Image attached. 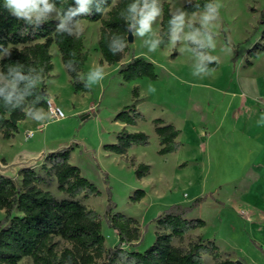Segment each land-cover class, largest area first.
Returning a JSON list of instances; mask_svg holds the SVG:
<instances>
[{"label": "rangeland", "instance_id": "1", "mask_svg": "<svg viewBox=\"0 0 264 264\" xmlns=\"http://www.w3.org/2000/svg\"><path fill=\"white\" fill-rule=\"evenodd\" d=\"M117 2L113 0L114 4ZM165 2L170 3L172 12L181 7L185 9L187 4L186 0H162V4ZM221 3L223 7L214 28L217 48L211 52L219 59L214 76L194 77L190 54L180 55L171 45L147 53L142 40L133 37L121 62L103 65L109 75L102 86L94 85L89 92H77L54 44L51 47L53 77L46 78L43 85L48 86L52 102L66 117L42 123L27 117L19 125L13 147L0 133V158L12 159L20 149L37 148L46 142H58L60 149L74 148L71 162L101 192L98 196L83 198V202L101 215L107 248L119 242L118 234L108 226L105 216L109 187L114 210L134 217L143 236L138 245H122L128 250L144 251L153 244L156 233L161 230L157 218L171 204H190L197 197L208 196L192 213L207 225L190 231L183 240L175 239L174 244L188 249L199 240L212 241L222 259L264 264V249L252 238L254 232L262 236L264 231L251 227L247 200L250 181L257 177L251 172L252 153L257 147V138L264 137V124H257L264 115V0H221ZM191 18L195 20L198 16ZM161 21L162 16L154 29L161 31ZM81 26L87 53L82 73L86 74L102 58L99 49L102 21L81 19ZM258 43L261 46L253 50ZM226 47L232 52L221 51ZM251 51L258 55L250 54ZM141 52L155 64L159 78L124 80L120 65ZM149 85L156 89L154 93H148ZM136 86L139 88L137 99L133 96ZM129 105H135L146 119L131 126L116 121V114ZM155 118L173 123L181 130L178 137L181 146L177 151L159 154ZM124 128L130 132L144 131L150 135V143L135 146L123 156L106 150L104 145L115 143ZM27 130H33V136L27 138ZM140 163L152 167L150 174L143 178L135 174ZM15 180L20 183L19 178ZM137 189H144L146 196L133 202L130 197ZM51 190L63 196L56 185ZM4 216L5 211L1 210L0 220ZM55 241L59 249L70 246L59 237ZM203 257L204 264H217L212 254H203ZM19 264L34 262L26 257Z\"/></svg>", "mask_w": 264, "mask_h": 264}, {"label": "trees", "instance_id": "2", "mask_svg": "<svg viewBox=\"0 0 264 264\" xmlns=\"http://www.w3.org/2000/svg\"><path fill=\"white\" fill-rule=\"evenodd\" d=\"M130 2L131 0H118L114 4L113 0H103L101 6L107 8L105 13L97 12L94 7L91 15L78 17L92 22L102 21L99 39L101 65L121 62L129 50L125 49L124 54L113 55L108 48L107 35L109 32L116 33L128 40L129 32L119 13ZM206 2L207 0H194L185 5V10L196 13L203 10ZM56 3L58 7L61 6V0H56ZM195 4H199L200 8L194 7ZM3 5L4 0H0V46L6 48L11 44L13 47L9 57L0 59V71L6 72L10 64L21 63L26 68L36 64L45 68V76L48 78L54 70L51 47L55 44L61 53L63 64L73 59L70 53L75 51L77 69L82 72L87 61L84 34L79 38L59 36L56 34L58 21L54 19L33 29L12 16ZM162 5L161 32H166L172 11L170 3ZM75 6V0H65L63 3L65 9ZM258 46H261L260 43L253 50ZM252 55H258V52ZM136 57L134 55L129 62L120 65L119 72L124 80H157L159 75L155 64L146 58ZM217 66L218 63L210 65L214 68ZM67 73L75 91L91 90L86 89L83 83L75 82L76 73L68 70ZM40 89L46 91L43 84ZM133 96L135 99L139 98L137 86L133 89ZM41 106L48 108L45 102ZM26 118L19 109L6 111L0 102V133L5 139L14 137L19 131V123ZM115 119L126 125H137L138 121L145 120L146 117L135 105H129L118 112ZM153 124L159 139V154L177 151L181 146L178 140L181 130L162 118H155ZM149 143L150 135L144 131L130 132L124 128L118 133L117 141L105 144L104 148L123 156L133 147ZM73 149L71 146L48 153L40 164V170L35 167L22 168L20 183L0 172V211H5V216L0 220V264H19L26 257L31 258L34 264H204L203 254H212L217 264H236V261L229 258L222 259L217 245L212 241L199 240L188 249L174 244L175 239L183 240L190 231L207 225L204 219L193 217L192 213L208 196L197 197L190 204H171L157 218L161 230L156 233L153 244L144 251L128 250L122 245H138L143 236L134 217L114 210L115 204L109 187V204L105 216L108 226L118 234L119 242L114 247L107 248L101 215L83 202V198L98 196L101 192L82 174L80 167L71 162ZM151 168L150 164L140 163L136 166L135 174L138 178H143L150 174ZM54 185L63 196L60 197L51 190ZM145 196L144 189H137L130 198L133 202H139ZM57 237L70 246L59 249L55 241ZM136 240L138 242L134 243Z\"/></svg>", "mask_w": 264, "mask_h": 264}, {"label": "clouds", "instance_id": "3", "mask_svg": "<svg viewBox=\"0 0 264 264\" xmlns=\"http://www.w3.org/2000/svg\"><path fill=\"white\" fill-rule=\"evenodd\" d=\"M61 0L58 7L56 0H4V7L8 12L24 21L33 29L39 28L49 20H57L56 34L79 38L83 34L81 19L78 17L91 15L93 8L97 12L105 13L107 8L102 7L103 0H75V7L65 9ZM191 4L192 0H186ZM194 7L200 8L199 4ZM223 7L221 0H207L203 10L190 14L183 8H177L170 13L166 32L154 29L159 17L163 14L162 0H131L119 13L125 21L127 31L136 39L142 40V47L147 53H154L161 46L171 45L180 55H191L192 75L203 79L214 76L216 69L210 65L217 64V56L211 55L217 48L216 21L220 9ZM198 16V19H192ZM109 51L115 54H124L129 48V42L123 35L109 32L107 35ZM12 45L4 48L0 46V59L11 55ZM221 51L231 53V48H222ZM73 59L65 62L64 67L69 72L76 73V81L83 83L90 90L94 85H101L109 75L103 65L97 64L86 74L78 71L74 59L75 51L70 53ZM147 58L141 52L136 58ZM163 67V66H161ZM46 82L45 68L36 64L25 67L24 64H10L7 71H0V102L8 112L19 109L24 115L37 123L51 122L56 111L51 106V97L40 85ZM156 89L149 85L148 93ZM42 102L48 103L47 110L41 106ZM257 124H264V115H261Z\"/></svg>", "mask_w": 264, "mask_h": 264}, {"label": "crops", "instance_id": "4", "mask_svg": "<svg viewBox=\"0 0 264 264\" xmlns=\"http://www.w3.org/2000/svg\"><path fill=\"white\" fill-rule=\"evenodd\" d=\"M50 76L53 77L52 72ZM46 91H48V86H46ZM27 119L28 118L21 121L19 125L23 122H26ZM127 126H131V125H127ZM28 131H33V130H27L26 136ZM16 138L17 137L15 134L14 137L8 139L9 141L12 142L10 143L11 147H13L16 144L17 142ZM256 142H257V147L252 153L251 172L253 171L257 177L255 178V180L251 179L250 181L247 200H248V207L250 214V224H252L251 227L254 229H261L264 231V137H258ZM59 146L60 145H58V142L55 143L46 142L43 145L38 146L37 148L28 146L27 148L20 149L18 152L14 154L12 159H10V157L9 158L1 157L0 172L5 174L6 176L12 178L17 177L21 179L22 177L20 175V170L22 168L39 167L40 164L44 161L45 156L50 152L59 150L60 149ZM73 155L74 153L72 152V158ZM262 236L258 234L256 235V233L254 232V237L252 236V238L258 244L257 246L263 250L264 240H261L263 239Z\"/></svg>", "mask_w": 264, "mask_h": 264}, {"label": "built area", "instance_id": "5", "mask_svg": "<svg viewBox=\"0 0 264 264\" xmlns=\"http://www.w3.org/2000/svg\"><path fill=\"white\" fill-rule=\"evenodd\" d=\"M47 105H48V103H47ZM51 106H52L53 110L56 111V115L53 117V119L59 120V119H63V118L66 117L64 111L59 106H57L56 104H54L52 102V100H51ZM48 107H49V105H48ZM33 134H34L33 131H28L27 132V137H31V136H33Z\"/></svg>", "mask_w": 264, "mask_h": 264}, {"label": "water", "instance_id": "6", "mask_svg": "<svg viewBox=\"0 0 264 264\" xmlns=\"http://www.w3.org/2000/svg\"><path fill=\"white\" fill-rule=\"evenodd\" d=\"M133 40V36L131 35V33H128V41L131 42ZM16 123V121H14ZM236 264H245L243 261L241 260H236Z\"/></svg>", "mask_w": 264, "mask_h": 264}]
</instances>
